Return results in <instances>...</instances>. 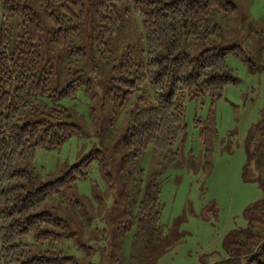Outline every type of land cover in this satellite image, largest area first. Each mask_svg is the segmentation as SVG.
Listing matches in <instances>:
<instances>
[{
    "label": "trees",
    "instance_id": "trees-1",
    "mask_svg": "<svg viewBox=\"0 0 264 264\" xmlns=\"http://www.w3.org/2000/svg\"><path fill=\"white\" fill-rule=\"evenodd\" d=\"M235 7L232 0H0V264L101 262L79 261L61 249L73 231L44 204L48 195L85 177L101 150H88L43 181L29 165L36 148L57 145L79 129L59 102L75 84L90 82L75 56L96 51L104 62L112 56L107 81L120 90L118 104L130 103L118 139L122 155L135 159L150 145L154 157L168 159L179 149L175 134L184 101L207 93L212 102L235 80L227 53L249 60L240 43L219 41L222 26L214 15ZM130 11L137 16V38L119 45L113 36L131 21ZM196 43L204 45L190 51ZM263 123L264 104L255 127ZM109 174L104 172L106 179ZM158 176L143 184L127 257L111 264H156L167 245L158 222ZM70 201L80 203L74 195ZM242 213L245 224L224 233V253L209 264H264V192ZM103 250V264H109L108 245Z\"/></svg>",
    "mask_w": 264,
    "mask_h": 264
},
{
    "label": "rangeland",
    "instance_id": "rangeland-1",
    "mask_svg": "<svg viewBox=\"0 0 264 264\" xmlns=\"http://www.w3.org/2000/svg\"><path fill=\"white\" fill-rule=\"evenodd\" d=\"M232 1L234 10L214 15L222 26L219 41L240 43L249 60L227 53L224 61L235 80L225 83L212 102L207 93L184 101L182 128L175 134L179 149L168 159L154 157L150 145L135 159L122 155L118 139L130 103L118 104L120 90L107 81L112 56L108 62L96 51L75 56L78 65L85 63L90 82L86 89L83 82L75 84L73 93L62 95L59 102L68 107L69 119L79 129L57 145L36 148L29 164L36 181H43L88 150H101L85 177L45 198V206L73 231L60 242L63 251L79 261L101 257L103 264L102 248L108 245L109 264L125 259L143 184L157 173L158 222L168 238L156 264H209L224 253V233L245 224L242 208L264 192V123L255 127L264 104V0ZM129 16L123 32L113 36L119 45L136 41L137 16L132 11ZM203 45L189 44L188 49ZM104 172L110 173L108 179ZM73 195L79 204H72Z\"/></svg>",
    "mask_w": 264,
    "mask_h": 264
}]
</instances>
